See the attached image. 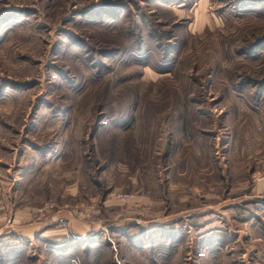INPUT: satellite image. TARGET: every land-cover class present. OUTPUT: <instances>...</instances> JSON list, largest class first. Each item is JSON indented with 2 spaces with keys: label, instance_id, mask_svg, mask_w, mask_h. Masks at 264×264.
Instances as JSON below:
<instances>
[{
  "label": "rangeland",
  "instance_id": "374dc122",
  "mask_svg": "<svg viewBox=\"0 0 264 264\" xmlns=\"http://www.w3.org/2000/svg\"><path fill=\"white\" fill-rule=\"evenodd\" d=\"M0 172V264H264V0H0Z\"/></svg>",
  "mask_w": 264,
  "mask_h": 264
},
{
  "label": "crops",
  "instance_id": "0c3cea01",
  "mask_svg": "<svg viewBox=\"0 0 264 264\" xmlns=\"http://www.w3.org/2000/svg\"><path fill=\"white\" fill-rule=\"evenodd\" d=\"M4 170L7 171L8 167H5ZM13 175L0 172V238L9 236L18 241H27L29 238L35 236L61 235L63 228L60 227L59 221H62V217L66 211L52 209L46 213L37 214L34 211V207L40 203L38 201L44 198L43 189L40 190V187L36 185V192L32 189L30 190L32 194L28 190L24 191L23 194L19 192L18 186H14L16 180L19 182L18 180L23 175L21 174V176L16 177ZM32 179V182H29L28 188H34L32 184H35L34 180L36 177ZM250 188L252 192H264V177L252 183ZM74 192L73 187L68 189V194H74ZM66 220V225L69 226L72 234L80 232L84 226L77 219L67 218ZM2 229H7L3 231L6 233H3Z\"/></svg>",
  "mask_w": 264,
  "mask_h": 264
},
{
  "label": "built area",
  "instance_id": "2783aa9c",
  "mask_svg": "<svg viewBox=\"0 0 264 264\" xmlns=\"http://www.w3.org/2000/svg\"><path fill=\"white\" fill-rule=\"evenodd\" d=\"M38 210H41V208H39Z\"/></svg>",
  "mask_w": 264,
  "mask_h": 264
}]
</instances>
